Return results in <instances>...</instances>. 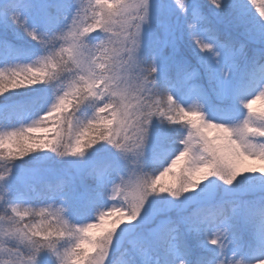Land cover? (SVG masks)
Masks as SVG:
<instances>
[{
  "label": "snow or ice",
  "instance_id": "obj_1",
  "mask_svg": "<svg viewBox=\"0 0 264 264\" xmlns=\"http://www.w3.org/2000/svg\"><path fill=\"white\" fill-rule=\"evenodd\" d=\"M0 264H264V0H0Z\"/></svg>",
  "mask_w": 264,
  "mask_h": 264
},
{
  "label": "rangeland",
  "instance_id": "obj_2",
  "mask_svg": "<svg viewBox=\"0 0 264 264\" xmlns=\"http://www.w3.org/2000/svg\"><path fill=\"white\" fill-rule=\"evenodd\" d=\"M256 106H257V107L260 106V102H259V101L256 102Z\"/></svg>",
  "mask_w": 264,
  "mask_h": 264
}]
</instances>
